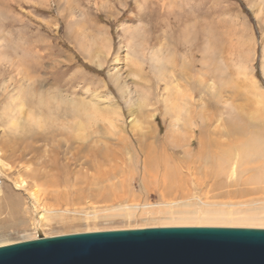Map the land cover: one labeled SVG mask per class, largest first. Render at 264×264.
I'll use <instances>...</instances> for the list:
<instances>
[{
  "label": "rangeland",
  "instance_id": "1",
  "mask_svg": "<svg viewBox=\"0 0 264 264\" xmlns=\"http://www.w3.org/2000/svg\"><path fill=\"white\" fill-rule=\"evenodd\" d=\"M260 94L264 0H0V245L264 203Z\"/></svg>",
  "mask_w": 264,
  "mask_h": 264
},
{
  "label": "water",
  "instance_id": "2",
  "mask_svg": "<svg viewBox=\"0 0 264 264\" xmlns=\"http://www.w3.org/2000/svg\"><path fill=\"white\" fill-rule=\"evenodd\" d=\"M0 264H264V228L159 226L0 245Z\"/></svg>",
  "mask_w": 264,
  "mask_h": 264
},
{
  "label": "bare ground",
  "instance_id": "3",
  "mask_svg": "<svg viewBox=\"0 0 264 264\" xmlns=\"http://www.w3.org/2000/svg\"><path fill=\"white\" fill-rule=\"evenodd\" d=\"M258 101H260V103H262V104L264 103V99H263L262 94H260L258 96ZM56 103H55V105H56ZM58 104L60 105V102ZM37 105H39V103ZM43 105L46 106V104H43ZM43 105H42V107L41 106L40 107L43 108ZM21 106H23V105L20 104L19 108H21ZM56 106H58V105H56ZM72 106L76 110H80L79 112H81V113H78V114H83L85 116V118L87 119V122L84 123V121L77 119V120H79L77 123V125H78L77 128L75 129L74 133H72L71 135H67V136H69L70 138L77 137L78 139H84L86 137V133H87V131H85V127H90V124H92L94 120L96 121V119L99 117L98 112L96 110V107H94L93 104H91V103L86 104V103H74L73 102ZM258 107L260 108V106H258ZM44 108H46V107H44ZM262 108H264V104L262 105ZM262 111H263V109H262ZM80 117H82V116H80ZM48 120H49V118H48ZM16 122H17L16 120H15V122H11V126H16V124H17ZM248 144L249 145L244 147V149L248 148V149L252 150L254 148L253 145H251L250 142ZM254 151H256V149ZM255 157L256 158L253 159L254 161H255V159H258V155H256ZM247 158H245L242 155L241 159L243 161ZM248 159H250V158H248ZM262 169H264V167ZM258 174H261V173L258 172ZM257 178H258V176L256 177V179ZM46 181L49 184L55 183L54 180H46ZM23 185H24V181L20 180V182L16 185L17 186L16 188H21V187H23ZM262 202H263V200H262ZM249 204H248V207H246V208H245V206H243L245 209H243L242 206H235V207H232V209L231 208L227 209L225 206H221V205L215 206V207H211V205H209V206L206 205L204 207H201L199 205L195 206V207H189L190 205H187L186 207H183V208H185L184 210L179 211L176 214H170V216H166L165 218L168 221H170L168 223H174V224L198 223V224H202V225L204 224V225H209V226L210 225H230V226L264 227V203L255 204V205H249ZM251 204H253V203H251ZM14 205L15 204L13 203V206ZM30 211H32V214H33L32 219L34 221L35 228L40 229L42 227L43 220L45 218H48V214L43 213L42 210H40L39 208H36L35 206ZM38 236H43V235L38 234L36 236V238ZM45 237H48V236H45Z\"/></svg>",
  "mask_w": 264,
  "mask_h": 264
},
{
  "label": "built area",
  "instance_id": "4",
  "mask_svg": "<svg viewBox=\"0 0 264 264\" xmlns=\"http://www.w3.org/2000/svg\"><path fill=\"white\" fill-rule=\"evenodd\" d=\"M1 182V181H0Z\"/></svg>",
  "mask_w": 264,
  "mask_h": 264
}]
</instances>
